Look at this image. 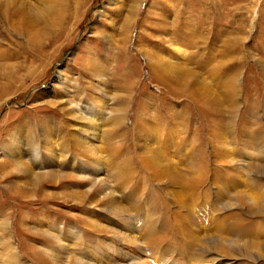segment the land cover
Listing matches in <instances>:
<instances>
[{"label": "rangeland", "instance_id": "374dc122", "mask_svg": "<svg viewBox=\"0 0 264 264\" xmlns=\"http://www.w3.org/2000/svg\"><path fill=\"white\" fill-rule=\"evenodd\" d=\"M12 1L0 264H264V0Z\"/></svg>", "mask_w": 264, "mask_h": 264}, {"label": "bare ground", "instance_id": "6f19581e", "mask_svg": "<svg viewBox=\"0 0 264 264\" xmlns=\"http://www.w3.org/2000/svg\"><path fill=\"white\" fill-rule=\"evenodd\" d=\"M11 1H12V0H11ZM12 2H13V1H12ZM12 2H11V3H12ZM13 4H14V3H13Z\"/></svg>", "mask_w": 264, "mask_h": 264}]
</instances>
